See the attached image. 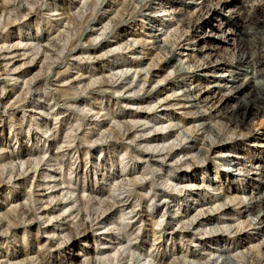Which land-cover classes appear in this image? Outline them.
Returning a JSON list of instances; mask_svg holds the SVG:
<instances>
[{"label": "rangeland", "instance_id": "obj_1", "mask_svg": "<svg viewBox=\"0 0 264 264\" xmlns=\"http://www.w3.org/2000/svg\"><path fill=\"white\" fill-rule=\"evenodd\" d=\"M5 1L0 264H264L255 254L264 231L242 225L264 212V101L245 136L226 143L255 159H243L248 172L229 165L236 158L230 148L221 162L206 146L215 140L207 129L219 130L239 98L264 88V28L247 33L264 17V0ZM211 4L219 9L207 14ZM124 7L132 12L126 18ZM237 18L242 23L216 28ZM181 19L193 28H182ZM223 34L228 44L217 39ZM242 44L249 61L238 84L250 87L231 99L227 80ZM183 94L200 98L198 107L189 108ZM127 96L135 102H123ZM118 122L143 136L116 140L109 131ZM155 134L164 141L151 147L165 150L153 155L173 153L159 170L150 151L133 153ZM231 195L243 205L229 203ZM19 208L30 216H15ZM82 223L84 234L73 238Z\"/></svg>", "mask_w": 264, "mask_h": 264}, {"label": "bare ground", "instance_id": "obj_2", "mask_svg": "<svg viewBox=\"0 0 264 264\" xmlns=\"http://www.w3.org/2000/svg\"><path fill=\"white\" fill-rule=\"evenodd\" d=\"M9 0L5 1V2H8ZM160 1V0H159ZM161 2V1H160ZM3 10H6L11 8V5L10 3H3L2 6L0 7V9ZM219 9V6L218 5H209L207 7V14H209V12H215L216 10ZM162 11V10H161ZM164 11V10H163ZM132 12H129V8L128 7H124L121 14H119L120 17H124L125 18L127 17V15L129 16ZM1 17V16H0ZM119 17V18H120ZM124 18V19H125ZM182 18V17H181ZM184 18V17H183ZM190 18V17H189ZM241 18V17H240ZM255 18V17H254ZM244 19V18H243ZM186 20V19H185ZM183 20L181 19L179 22H180V25L182 28H186V29H189L192 27V22L190 21L191 19L189 20ZM252 20V19H251ZM220 22V21H219ZM243 22H248V19L244 20ZM254 28H251V27H248L247 28V33H255L256 31V28L258 29L260 26L264 28V17L263 16H258L256 17L255 20L251 21ZM239 23H242V21H240L239 18H237L234 22H230L228 20H226L224 23L220 22L218 24V26L216 27L219 32H222L224 31L223 30V27L226 26V25H238ZM245 24V23H244ZM243 25V24H242ZM193 28V27H192ZM244 29V28H243ZM192 31V30H191ZM193 32V31H192ZM191 32V34H193ZM229 35H231L232 33L231 32H228ZM226 33V34H228ZM234 36H237V34H234ZM240 36V34H239ZM152 38H157V37H153ZM240 38V37H239ZM238 38V39H239ZM190 37H186L184 41H187L189 40ZM219 41H221L222 43H225V44H228L229 40L228 39V36L223 34L221 36H219L217 38ZM241 40V38L239 39ZM242 41V40H241ZM158 42V41H157ZM160 43V41H159ZM134 46L135 45H141V42L139 40H134L133 42ZM159 47V45L157 46V48ZM161 47V46H160ZM162 50H166V47H163L161 48ZM262 49V48H261ZM239 50H241L242 54L240 56V61L238 62L237 66L238 68H236L235 70L231 71V74H230V79L227 80V84H229V93H228V97L229 98H233L232 96H237L238 94H240L241 92H243L246 88H249V83L247 82H243V83H240V80L241 78L245 75V73L247 72V68L246 65H248V61H249V45L247 44H242L241 46H239ZM165 52V51H163ZM264 52V50H261L259 53V56ZM162 53V51H161ZM168 53V52H167ZM147 55V54H146ZM261 58V56H260ZM152 60V59H151ZM258 60V59H257ZM256 60V68H259L262 64H263V61L262 60H259L257 61ZM158 62V61H157ZM150 63H152V65L154 66L155 64L154 63V60L151 61ZM220 63V62H219ZM250 63V62H249ZM158 64V63H157ZM224 64V63H223ZM198 68V67H197ZM214 68H219V65L214 67ZM260 70V69H259ZM245 72V73H244ZM3 73V72H2ZM257 74H259V71L257 70L256 71ZM167 80V78H166ZM162 81V80H161ZM119 88H116L115 90H118ZM210 91V90H209ZM208 91V92H209ZM131 92V90H127L125 93H128ZM191 93V92H190ZM127 94V95H128ZM184 97H186V102L187 103H190V105L188 106L189 108H194V107H198L196 104V102H198L200 100V98H197V96H192L190 97V95L188 94H183ZM236 98H239V97H236ZM123 102H127L128 104H133L135 102V100H133L131 97L127 96V97H124L123 98ZM264 101V88L263 89H259L257 91H254V94L252 96L251 99L249 98H244V99H241L239 98V101H238V104L235 106V108H233L231 111L229 112H226L225 114H223V116H221L220 118V121H219V127L222 128V131L219 129H215V127H211L208 128L207 130L211 131L214 133V137H215V140H212L211 142H207L206 143V146L208 148V151H214L216 152V155H217V158L219 159V161L221 162H226L227 160L225 159L224 160V156L225 157H228L227 154H226V149L230 148V152L233 153V155L236 157V158H232L230 160H228L229 162V165H232L233 167H238V169L240 171H243L244 173L248 172V170L245 168V165H244V158L247 157V159H251V161L255 160V159H252V157H250V155L248 154V152L245 150H241V151H238V150H234L232 149V147H227V142H232L233 140V137H242V135H244V131H247L248 127H249V121H251L252 119H254L255 117H257L260 113H262V105L260 106V104ZM184 107V105H183ZM197 114H199L197 116L198 119H202L205 117V113L200 111L198 112ZM138 116V114H136ZM146 119H144V121H146ZM135 122V121H134ZM136 125V123H135ZM134 125V126H135ZM133 125L132 124H129V123H125V124H120L119 122L117 123L116 125V128L115 129H112L110 130L109 132L113 135V137L116 139V140H119V139H122V138H125V139H131L132 142H135L136 141V137H135V133H139V132H132V129H133ZM143 133V132H142ZM244 133V134H243ZM133 135V136H132ZM139 135H141L139 133ZM138 135V137H139ZM111 136V135H110ZM143 136V135H141ZM245 136V135H244ZM243 136V137H244ZM140 138V137H139ZM163 137L160 136V135H157L155 134L154 136L150 137V138H145L144 139V143L146 144V146L144 147L143 150H137L136 152H133L135 154L136 157L138 158H142L143 155L147 152V151H150L151 152V155L152 157H156L157 160L151 164L150 166H156V168L158 169V167H161L163 162L166 163L168 161H170L173 153L171 152V148L167 151L166 149V153L165 154H157V155H153L154 152H157L159 153L160 150L162 149H158L159 148V144H156V146L154 147H151L152 143H159V142H163ZM150 145V146H149ZM128 149V148H127ZM165 150V148L163 149ZM162 150V151H163ZM127 151V150H126ZM243 153V154H242ZM232 157V156H230ZM160 160V161H158ZM25 162V161H24ZM198 162L200 163L201 162V159L198 160ZM30 165V163H29ZM221 166L224 165V164H220ZM228 165V164H227ZM226 166V165H225ZM250 167V166H249ZM178 168V167H177ZM30 169V168H29ZM237 169V168H236ZM159 170V169H158ZM169 170V173L171 172L170 169ZM228 174H226V177L228 179V181L230 180V176L228 178ZM12 178V177H10ZM9 179V178H8ZM138 181H142V179H139ZM230 182V181H229ZM264 183V182H263ZM14 184H18L17 182H14ZM133 185L136 187L138 185V183H136L135 181H133ZM164 186V185H163ZM138 187V186H137ZM165 187H167L165 185ZM168 188V187H167ZM232 188V184L230 183V187L229 189ZM155 194H159L158 192L160 191H154ZM156 196V195H155ZM138 198V197H137ZM155 197H152L151 200H153ZM164 198H171V197H168V196H165ZM264 198V197H263ZM261 199V200H260ZM258 202L260 203H263V199L260 198ZM141 200V199H140ZM126 201V200H125ZM252 201V200H251ZM124 202V201H122ZM234 203L235 206H240V205H243V201L239 202L238 201V198L236 197V195H231L230 199H229V203ZM229 203L226 204V206L228 208L226 209H231V206H229ZM107 208L108 206H110L108 203H105ZM262 205V204H261ZM221 206L217 207L216 209H219ZM223 207V206H222ZM221 207V208H222ZM220 210V209H219ZM15 216L17 214H19V212H21L23 215H27L28 213L23 209V208H19L17 210H13ZM176 213V212H175ZM104 214V213H103ZM28 217L30 216L27 215ZM89 217V216H88ZM255 220L256 222L254 224H248V223H244L242 222V225H246L245 227H256L254 229L256 230H259V231H264V212L255 216ZM6 218V217H5ZM1 220V219H0ZM2 221V220H1ZM195 219H191L188 221V223L186 224H183V228H189V227H192L194 224H195ZM160 222V220L158 221ZM92 223V221L90 222V224ZM180 223V222H179ZM4 224V223H3ZM88 224V223H86ZM84 223L80 224V225H76L74 231V236L73 238H75L76 236L78 235H82L84 234V231L83 230V227L84 225H86ZM96 224V223H95ZM114 224V223H112ZM155 224H158L157 221L155 222ZM2 226V225H0ZM14 224L12 223V220L11 219H8V226L6 228V231H8L9 229H11L10 227H13ZM59 226V225H58ZM91 227V226H90ZM2 228V227H0ZM70 228V227H69ZM182 228V229H183ZM4 231V230H3ZM73 231V232H74ZM9 232V231H8ZM55 231L54 230H51L49 234H53ZM156 234V233H155ZM154 234V235H155ZM157 236V235H156ZM157 238V237H156ZM129 241V240H128ZM256 251V250H255ZM257 256H259L262 260H264V246H263V249H260L258 251H256L255 253ZM19 264H24V261L23 263L22 262H19ZM175 264H184L181 262V260H179L177 263Z\"/></svg>", "mask_w": 264, "mask_h": 264}]
</instances>
